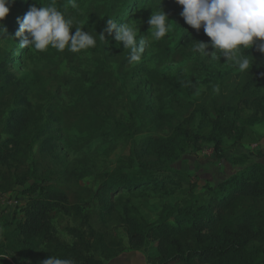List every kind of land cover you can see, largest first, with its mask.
<instances>
[{
    "label": "trees",
    "instance_id": "1",
    "mask_svg": "<svg viewBox=\"0 0 264 264\" xmlns=\"http://www.w3.org/2000/svg\"><path fill=\"white\" fill-rule=\"evenodd\" d=\"M144 2L118 0L120 7L126 8L124 14L107 4L97 8L104 20L114 16L124 19L122 15L128 16V11L132 14ZM51 3L52 0H15L8 16L14 12L15 19H22L30 7ZM66 4L67 0H55V6L68 15ZM3 27L13 38L14 49L0 51V196L22 187L26 203L16 210L20 216L14 213L10 219H0V264H43L51 256L71 259L74 264H103L124 249L118 231L132 251L155 244L156 254L147 257L148 264H264V164L248 163L249 156L235 157L241 167L214 185H207V193L200 200H181L171 213L152 223L141 220L126 206L117 215L118 202L124 195L182 189L186 181L175 165L189 148L204 140L212 142L215 151L220 152L224 138L242 142L246 136L242 117L246 112L264 122V54L255 46L246 49L245 54L253 58L250 69L230 75L224 83H218L216 78L208 87L210 94L196 88L202 80L212 82L203 67L202 74L196 67L177 80L150 77L152 81L157 79L154 83L167 93L155 99L159 106L156 110L143 96L129 99L131 110L125 125L130 142L128 167L101 175V180L79 195L72 190L76 185L72 181L77 179L73 172L67 173L63 181L60 173L42 168L44 161L55 158L59 148L56 142L61 141L57 136L60 130L56 127L74 128L90 138L100 131L108 123L100 115L108 112L110 95L116 92L119 82L135 79V64L129 63L128 53L122 52L112 69L102 56L85 81L86 89L78 87L81 93L72 107L65 106L60 97L68 85L67 71L61 67L40 71L38 77L46 87L48 100L33 103L27 89L8 70L23 51V38L15 36L19 24ZM101 32L97 28L95 34ZM110 38L105 33L109 45L102 46L109 47ZM169 51L161 47L155 57L164 59ZM83 53L66 49L65 66L77 63V68ZM91 53L95 57V48ZM207 60L205 57L204 62ZM143 76L148 78V73ZM165 96L180 106L166 112L161 104ZM43 114L46 120L39 124ZM249 117L247 123L252 120ZM149 127L153 134L135 140L142 128ZM61 144L68 146L67 141ZM58 215L71 216L78 222L77 226L61 229L65 239L54 228Z\"/></svg>",
    "mask_w": 264,
    "mask_h": 264
},
{
    "label": "rangeland",
    "instance_id": "2",
    "mask_svg": "<svg viewBox=\"0 0 264 264\" xmlns=\"http://www.w3.org/2000/svg\"><path fill=\"white\" fill-rule=\"evenodd\" d=\"M76 2L79 4L78 9H73L66 4L69 12L65 16L73 20L74 28L82 27L84 31H88L96 38L95 57H93L91 49L83 50L84 53L77 60L78 66L75 68L77 63H69L68 66H65L67 58L63 54L66 49L59 52L49 48L39 52L32 48H23L19 56L13 60L15 64L11 63L8 70L27 89V96L33 103L41 104L48 100L46 87L40 82L41 77H38L41 74L40 71L46 72L55 67H61L67 71L68 85L62 90L60 97L65 106L72 107L81 93L78 87L83 90L86 89L85 81L102 56L105 55L109 61V67L115 69V61H117L120 53H128V50L123 48L122 43L117 46L113 36L110 38L112 41L110 46L107 47L109 42L101 41V44L99 37L95 34L97 28L103 31L105 27L103 13L97 7H103L107 4L110 7L113 6L114 11L118 10L119 14H124L126 8L120 7L121 3H117L118 0H76ZM158 6L159 0H145L144 4L132 14L128 11V16L122 15L124 19L116 16L113 18L118 23L136 21L139 29L137 39L145 36L150 43L145 49L141 62L133 64L135 79L119 82L116 92L114 91L110 95L108 112L100 115L104 119L107 118L108 123L91 138L74 128L66 130L56 127L60 130L58 134L56 133L61 138V141L56 142L59 148L55 158L52 157L44 161L42 168L49 172L60 173L63 181H65L67 173L73 172L77 177L72 181L76 183L72 187L74 193L83 195L84 189L93 187L97 180H101V175L110 173L116 168L128 167L130 142L125 125L128 126L127 113L131 110L129 99H134L136 95L143 96L151 104L150 107L156 110L159 106L155 99L161 98L162 92L167 93L166 89L162 91V87L154 83L161 77L166 80H177L182 75H188L194 71L196 67L202 74L203 67L204 72L211 77L212 82L202 80L199 82L200 85H196V88L198 91H206L207 94H210L208 87L216 78L218 83H224L230 75L239 72L232 63L226 62L224 57H219L218 61L209 58L204 62L205 57L191 51L194 42L209 43L210 41L204 34L203 28L197 32L185 24L180 16L182 7L177 5L175 0H161V10L167 15L168 20L174 22L175 25L164 38L160 41H154L147 21L152 11L157 10ZM16 15L14 12L10 17L7 15L3 21H0V26L9 25L13 27L18 24L17 19H15ZM72 31L74 32V29ZM106 43L107 46H102ZM161 47L170 49L167 54H164L166 55L164 59L155 57L157 52H160ZM13 49V38L6 32L3 37H0V51L8 53ZM144 73L145 75L148 73V78L143 76ZM153 76H157L154 81L150 79ZM212 94L214 95V93ZM161 102L165 106L166 112H171L173 106L175 108L180 106L179 102H171L167 96L161 99ZM182 105L184 107V104ZM245 115L242 120L245 121L246 136L242 142L234 143L230 139L224 138L221 151L216 152L212 142L203 140L200 144L184 152L175 165L176 170L186 181L182 189L163 194L135 192L132 193L133 195H124L118 202L117 215H121L122 206H126L141 220L152 223L160 216L171 213L175 204L181 200H187L190 197L200 200L207 193V185H214L218 179L224 178L239 169L241 165L234 161L235 157L239 155L249 156L248 163L259 162L264 164V122L249 117L250 114L247 115V112ZM41 117L43 120H39V124L46 120L44 114ZM248 117L252 119L250 123H247L249 122ZM101 121L104 120L101 118ZM133 123L136 127L139 125L137 120ZM142 130L143 132L136 136L135 140L154 133L150 127L147 130L142 128ZM62 141H67L68 146L61 144ZM64 171L65 176H63ZM21 191L22 187H16L12 192L0 196V219H10L14 213L20 216L16 210L26 203V197L21 194ZM77 223L71 216L58 215L54 228L56 233L65 239L64 235L61 234V229L65 226H77ZM117 233L123 239L124 249L116 257L104 261L103 264H148L147 257L156 254L154 243H149L141 251L130 250L123 233L120 231ZM96 258L99 257L96 255Z\"/></svg>",
    "mask_w": 264,
    "mask_h": 264
},
{
    "label": "clouds",
    "instance_id": "3",
    "mask_svg": "<svg viewBox=\"0 0 264 264\" xmlns=\"http://www.w3.org/2000/svg\"><path fill=\"white\" fill-rule=\"evenodd\" d=\"M15 0H0V21L9 13V7ZM182 7L180 16L185 24L199 32L203 28L209 43L194 42L191 51L202 57L217 60L224 57L232 63L239 72H247L253 58L245 54L246 49L253 48L264 54V0H175ZM68 6L78 9L76 0H67ZM152 11L147 24L150 26L151 37L160 41L172 29L174 22L160 8ZM16 37H22L21 48H32L43 52L49 48L63 52L79 53L97 46L96 38L75 27L73 20L55 6V0L48 6L30 7L22 19L18 18ZM74 29V32L72 31ZM7 29L0 26V37ZM139 29L136 21L118 23L113 18H106L105 27L98 35L100 41H105V33L113 36L117 46L121 43L128 50V60L131 64L141 62L149 40L145 36L138 37ZM212 49V51H208ZM43 264H74L71 259L49 257Z\"/></svg>",
    "mask_w": 264,
    "mask_h": 264
},
{
    "label": "built area",
    "instance_id": "4",
    "mask_svg": "<svg viewBox=\"0 0 264 264\" xmlns=\"http://www.w3.org/2000/svg\"><path fill=\"white\" fill-rule=\"evenodd\" d=\"M13 204H15V203H13Z\"/></svg>",
    "mask_w": 264,
    "mask_h": 264
},
{
    "label": "crops",
    "instance_id": "5",
    "mask_svg": "<svg viewBox=\"0 0 264 264\" xmlns=\"http://www.w3.org/2000/svg\"><path fill=\"white\" fill-rule=\"evenodd\" d=\"M13 216V215H12Z\"/></svg>",
    "mask_w": 264,
    "mask_h": 264
}]
</instances>
